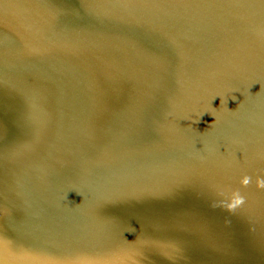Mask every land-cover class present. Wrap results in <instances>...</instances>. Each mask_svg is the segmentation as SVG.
<instances>
[{"label":"water","instance_id":"95a60500","mask_svg":"<svg viewBox=\"0 0 264 264\" xmlns=\"http://www.w3.org/2000/svg\"><path fill=\"white\" fill-rule=\"evenodd\" d=\"M257 177L264 0H0V264H264Z\"/></svg>","mask_w":264,"mask_h":264},{"label":"snow or ice","instance_id":"6c2138e0","mask_svg":"<svg viewBox=\"0 0 264 264\" xmlns=\"http://www.w3.org/2000/svg\"><path fill=\"white\" fill-rule=\"evenodd\" d=\"M251 179L252 178L248 174H243L239 180L240 186L247 187L251 183ZM256 186L259 189H264V177H257ZM216 190L224 198L228 207L233 210L240 209L246 203V198L241 194L239 187L220 185L217 186ZM0 247H4L3 240H0ZM134 254L135 252L133 250H127L125 253L127 256H132ZM50 264H98V262L88 258L86 253H78L75 258L52 260L50 261ZM110 264H121V260L111 261Z\"/></svg>","mask_w":264,"mask_h":264}]
</instances>
